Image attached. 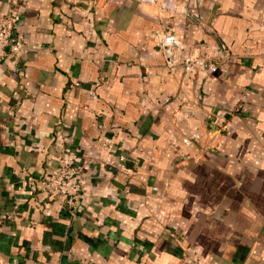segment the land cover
Masks as SVG:
<instances>
[{
  "label": "crops",
  "instance_id": "obj_1",
  "mask_svg": "<svg viewBox=\"0 0 264 264\" xmlns=\"http://www.w3.org/2000/svg\"><path fill=\"white\" fill-rule=\"evenodd\" d=\"M175 1L0 0V264H264V0Z\"/></svg>",
  "mask_w": 264,
  "mask_h": 264
},
{
  "label": "built area",
  "instance_id": "obj_2",
  "mask_svg": "<svg viewBox=\"0 0 264 264\" xmlns=\"http://www.w3.org/2000/svg\"><path fill=\"white\" fill-rule=\"evenodd\" d=\"M141 4L155 7L159 12L175 16L180 14L175 0H139ZM190 16L187 12L184 15ZM20 20L18 14H5L0 16V62L8 58L18 61L21 57L24 43L14 35L17 23ZM162 53L168 65L173 64V58L180 48V41L174 32H169L163 39ZM181 66L185 71H198L215 73L218 69L211 57L186 58ZM125 159H120V169L124 168ZM32 181V179H29ZM40 184L46 191L62 195L68 207L72 208L83 192L84 178L77 166L73 163L61 160L56 171ZM9 218V216H7Z\"/></svg>",
  "mask_w": 264,
  "mask_h": 264
}]
</instances>
